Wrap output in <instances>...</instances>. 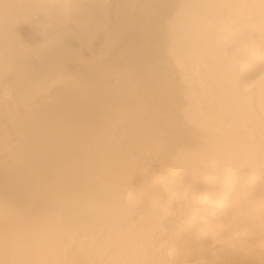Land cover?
Masks as SVG:
<instances>
[{
  "label": "bare ground",
  "instance_id": "obj_1",
  "mask_svg": "<svg viewBox=\"0 0 264 264\" xmlns=\"http://www.w3.org/2000/svg\"><path fill=\"white\" fill-rule=\"evenodd\" d=\"M51 2L0 0V260L186 264L211 258L188 242L185 220L214 210L203 197L225 178L230 206L218 215L226 213L220 220L228 235L248 249L228 259L264 264V26L258 7H243L259 0H178L191 5L183 21L186 44L199 68L203 106L220 128L205 152L178 165V195L165 198L134 159L158 120L153 76L138 55L146 6L158 0L36 7ZM4 4L11 5L7 11ZM53 14L81 23L50 31L45 23ZM65 45L71 51L50 66H32V51ZM159 45L163 52V37ZM25 69L37 83L63 72L84 86L59 83L29 109ZM160 72L171 80L173 103H180L181 69L169 61ZM191 147L184 138L172 143L173 151ZM68 165L72 176L63 174ZM178 206L183 215L170 214Z\"/></svg>",
  "mask_w": 264,
  "mask_h": 264
},
{
  "label": "snow or ice",
  "instance_id": "obj_2",
  "mask_svg": "<svg viewBox=\"0 0 264 264\" xmlns=\"http://www.w3.org/2000/svg\"><path fill=\"white\" fill-rule=\"evenodd\" d=\"M10 6V4L3 5L6 11ZM226 6L232 7V5ZM36 7L67 9L85 6L68 2V0H52L51 3L39 4ZM146 7L150 12L139 37L138 55L143 68L153 76L156 90L154 111L157 113L158 120L153 139L136 154L134 159L145 170V177L151 180L160 197L165 198L178 195V183L175 179L178 165L190 156H199L205 152L219 131L220 124L203 106L202 95L199 91V68L191 65V55L186 44L183 27L186 10L191 5L186 2H178V0H158L157 3ZM243 7H258L262 26H264V0H259L258 5H243ZM113 22L118 21L109 23ZM80 23L78 17L53 14L48 16L45 26L50 31H58L66 24L79 25ZM161 37L164 41L163 52L159 45ZM70 51L71 49L67 45L59 49L52 47L38 49L32 51L29 60L33 67L40 69L50 66L54 57L68 54ZM169 61L182 72L180 88L182 99L178 104L173 103L172 100L173 85L170 78L160 72L161 66ZM262 64H264V57H262ZM24 72V82L29 89L26 104L29 109L33 104L45 98L50 90L59 83L70 82L77 87L84 86L82 80L66 76L63 72H57L54 78L40 83H37L35 78L28 74L29 69H25ZM261 97V144L262 150H264V66L261 69ZM177 138H184L190 143H194L195 147L173 151L172 143ZM8 167L6 161V180L9 179ZM63 174L72 176L74 174L72 167L65 166ZM262 193H264V185H262ZM52 195L55 194H50V198ZM203 199L205 203L212 204L214 210L207 216L189 217L185 220V224L189 228L188 242L198 243L201 253L205 257L211 258L190 261L186 264H244L240 260L228 259L231 256L246 255L248 249L245 243L228 235L229 229L220 220V215H226V213L220 212L218 215L219 210L230 206L228 180L217 179L211 192L205 194ZM170 214L183 215L182 206L171 209ZM0 264H19V262L0 260Z\"/></svg>",
  "mask_w": 264,
  "mask_h": 264
}]
</instances>
